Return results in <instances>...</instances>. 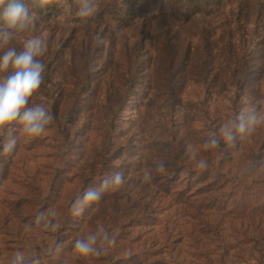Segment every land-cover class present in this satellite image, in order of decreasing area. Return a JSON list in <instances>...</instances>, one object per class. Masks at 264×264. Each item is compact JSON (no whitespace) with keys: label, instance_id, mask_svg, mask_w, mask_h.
<instances>
[{"label":"rangeland","instance_id":"374dc122","mask_svg":"<svg viewBox=\"0 0 264 264\" xmlns=\"http://www.w3.org/2000/svg\"><path fill=\"white\" fill-rule=\"evenodd\" d=\"M112 1L56 18L29 3L34 26L0 24L13 33L0 56L41 39L26 108L53 117L37 137L0 129V264H264V0L214 10L205 32L158 5L117 31L101 14ZM189 181L197 198L179 192Z\"/></svg>","mask_w":264,"mask_h":264},{"label":"clouds","instance_id":"9594fccd","mask_svg":"<svg viewBox=\"0 0 264 264\" xmlns=\"http://www.w3.org/2000/svg\"><path fill=\"white\" fill-rule=\"evenodd\" d=\"M42 4H47L48 0H41ZM0 5H5V0H0ZM90 7L81 9V15L91 14ZM34 16H30L28 8L21 0H7L6 6L0 13V20H3L8 29L15 32H22L29 27L34 26ZM13 33L0 29V47H3L11 38ZM44 52L42 41L39 37L28 39L24 43L23 51L17 53L12 48L0 56V73H5L11 68V74L6 78H0V129H4L14 123L19 122L23 131L32 137L40 136L53 119L52 115L42 105H35L26 108L29 99L36 93L42 82V73L44 65L37 59ZM256 117L249 118L248 124H254ZM244 124L240 125L243 131ZM15 142L13 141L12 144ZM213 144L216 142L213 141ZM12 144L5 147V151H10ZM201 166L203 162H201ZM123 176L117 173L113 183H121ZM108 181H105L106 185ZM98 198L95 191L89 190L85 193L84 200L91 201ZM96 242L95 236H89L85 240H77L75 249L81 255L87 256L94 251ZM99 255V253H97ZM22 256L18 257L13 264H21Z\"/></svg>","mask_w":264,"mask_h":264},{"label":"trees","instance_id":"16d2710c","mask_svg":"<svg viewBox=\"0 0 264 264\" xmlns=\"http://www.w3.org/2000/svg\"><path fill=\"white\" fill-rule=\"evenodd\" d=\"M85 1V0H83ZM236 0H113L109 4V8L106 6L101 10L102 15H109L115 22V28L117 31H126L133 28L139 21L144 19L146 15L151 14L155 5L163 13V20H171L173 18L185 19L187 22L190 20L197 21V30L199 32H205L209 25L218 23L223 17H218L213 22L211 14L214 10L218 11L229 7ZM22 3L28 8L29 3H33L36 8V12L39 14H46L49 18H56L62 16L66 11L73 12L74 8H78L76 5L77 0H48L47 4H42L41 0H21ZM0 5L1 8L6 6ZM163 9H166L164 11ZM226 13L228 11L226 10ZM210 15V16H209ZM231 21L235 26V22H241L238 12L228 13L224 17V20ZM2 26L7 27L3 20H0ZM243 46L242 40L238 42ZM162 126L167 124L161 119L159 120ZM110 126L107 125V128ZM175 181V179H172ZM184 190V191H183ZM180 193H188V198H197V188L192 189L191 182L186 185L185 189H181ZM179 194V193H178ZM73 204V201L68 202V205Z\"/></svg>","mask_w":264,"mask_h":264}]
</instances>
